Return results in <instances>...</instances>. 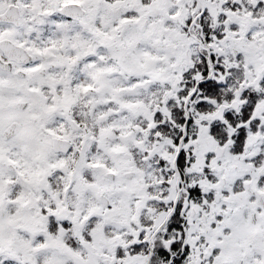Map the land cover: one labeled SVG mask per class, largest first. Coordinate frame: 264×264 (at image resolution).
Wrapping results in <instances>:
<instances>
[{
    "label": "snow or ice",
    "instance_id": "obj_1",
    "mask_svg": "<svg viewBox=\"0 0 264 264\" xmlns=\"http://www.w3.org/2000/svg\"><path fill=\"white\" fill-rule=\"evenodd\" d=\"M0 264H264V0H0Z\"/></svg>",
    "mask_w": 264,
    "mask_h": 264
}]
</instances>
